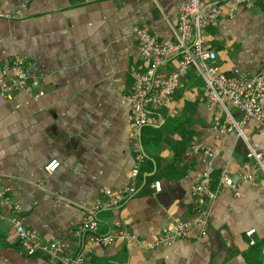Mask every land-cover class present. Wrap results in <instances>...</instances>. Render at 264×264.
<instances>
[{
    "label": "crops",
    "instance_id": "obj_1",
    "mask_svg": "<svg viewBox=\"0 0 264 264\" xmlns=\"http://www.w3.org/2000/svg\"><path fill=\"white\" fill-rule=\"evenodd\" d=\"M178 1L0 0L8 11L25 5L21 18L0 17V79L3 65L21 54L31 59L30 73L40 81L34 94L0 93V184L20 202L23 223L47 240H62L66 253L80 247L75 231L105 191L130 184L135 151L126 96L132 74L142 68L133 30L142 25L160 38H173ZM210 33L229 76L255 73L264 57V0L242 6L235 19L218 20ZM176 64L171 58L165 68ZM186 78L172 101L177 113L141 130L150 158L140 167L138 192L98 213V232L114 233L120 221L137 239L118 238L96 248L85 264H264L261 246L249 243L264 239L259 172L242 184L239 197L223 189L215 200L204 201L210 211L206 235L200 236L195 224L172 245H155L169 227L193 217V189L209 166L215 182L224 169L237 175L254 165L237 133L220 130L223 110L209 99L198 100L204 90ZM40 90L44 94L37 97ZM187 105H195L196 112L182 113ZM235 115L240 118L237 110ZM245 132L264 153V130L257 121ZM203 147L216 156L210 158ZM52 160L60 167L49 173L45 166ZM155 180H161L162 191H155ZM9 215L0 211V264H59L15 247ZM252 228L255 233L248 236Z\"/></svg>",
    "mask_w": 264,
    "mask_h": 264
},
{
    "label": "built area",
    "instance_id": "obj_2",
    "mask_svg": "<svg viewBox=\"0 0 264 264\" xmlns=\"http://www.w3.org/2000/svg\"><path fill=\"white\" fill-rule=\"evenodd\" d=\"M252 0H179L177 5L178 19L173 38H160L152 33L148 27L138 25L133 34L139 44L142 68L135 71L130 93L126 96L130 107V137L135 151V164L130 172V184L123 189H107L104 199L98 201L91 209L85 220L75 231L79 239L78 250L66 253V245L62 240H47L36 229L26 226L21 217V204L13 196L9 186L0 184V211L9 212L14 235L11 240L27 256L41 255L58 261L59 264H85L89 253L100 247H107L120 239L127 242L136 240L134 233L122 228L120 221L115 223L116 232H98V213L102 210L118 207L137 192V180L140 167L145 156L141 143V129L144 126L158 124L164 114L173 115L177 110L172 105L175 92L183 86L188 72L193 69L203 78L205 90L211 106H219L225 113V120L220 124V130L229 133L235 131L246 144L248 159L254 160L252 171L246 170L234 175L228 169L220 172L214 182V168L209 166L202 175V181L193 189L195 206L190 220L178 222L162 233L155 245H172L178 238L187 236L195 224H200V236L207 234L210 211L204 207L205 200L213 201L223 189L231 190L235 196L241 195L240 187L244 182L257 178L256 173L262 174L261 183L264 186V153L258 151L250 142L245 127L250 121H257L264 130V57L261 67L252 74L229 76L218 60V53L212 47L210 28L220 19H235L242 6L250 4ZM25 5L15 11L0 8V17L18 19L22 17ZM175 58L174 68H165L169 59ZM33 63L26 55H17L2 67L0 79V93L3 97H12L23 91L34 94V89L40 81L33 77L30 69ZM40 90L36 96H42ZM235 108L240 113V120L232 112ZM204 153L210 158L216 152L203 147ZM249 167V164H247ZM60 167V161L52 160L45 169L52 173ZM153 187L156 192L162 191L161 180H155ZM255 229L246 232L252 236ZM250 245L256 244L251 238ZM264 262V239L261 250ZM113 264H121L117 260Z\"/></svg>",
    "mask_w": 264,
    "mask_h": 264
},
{
    "label": "trees",
    "instance_id": "obj_3",
    "mask_svg": "<svg viewBox=\"0 0 264 264\" xmlns=\"http://www.w3.org/2000/svg\"><path fill=\"white\" fill-rule=\"evenodd\" d=\"M212 28V27H211ZM211 28H210V31H211ZM211 34V33H210ZM211 42H212V38H211ZM188 76H190L191 78H193V79H196L197 77H199L196 73H195V71L193 70V69H191L189 72H188V74H187V76L186 77H188ZM187 79V78H186ZM183 87V86H182ZM182 87H180L176 92H175V94H174V96H173V98L177 95V94H179V91L182 89ZM204 90V92H202L201 93V96L199 97V99L198 100H200V101H203L204 102V100L206 101V99L208 100L209 99V97H208V95H207V92H206V90H205V87L204 88H202V90L201 91H203ZM194 106V107H193ZM185 111L184 112H182V113H190V114H193V113H195L196 112V107H195V105H192V106H189V105H187L186 107H185ZM148 126V125H147ZM147 126H144L143 128H145V127H147ZM143 128H142V130H143ZM150 130H152L153 128H149ZM141 143H142V147H143V152H144V156H145V159H144V162H143V164L145 163V162H147L148 161V159L150 158L149 157V155H148V152H147V149H146V145H147V143H146V141H145V135H143V133H141ZM152 138V137H151ZM142 169V168H141ZM141 174H142V171H141ZM15 247H17L16 245H14ZM256 247V246H261V248H260V253H261V250H262V246H263V240H258V241H256V244H254L253 245V247Z\"/></svg>",
    "mask_w": 264,
    "mask_h": 264
},
{
    "label": "rangeland",
    "instance_id": "obj_4",
    "mask_svg": "<svg viewBox=\"0 0 264 264\" xmlns=\"http://www.w3.org/2000/svg\"><path fill=\"white\" fill-rule=\"evenodd\" d=\"M236 36H240V34H237ZM243 36V35H241ZM249 36H251V33H248L247 34V37L249 38ZM195 84H196V87L198 88H204L205 87V82L203 80V78L201 77H197L195 80H194ZM232 112L235 114V108H231ZM238 120H240V118L237 117Z\"/></svg>",
    "mask_w": 264,
    "mask_h": 264
},
{
    "label": "water",
    "instance_id": "obj_5",
    "mask_svg": "<svg viewBox=\"0 0 264 264\" xmlns=\"http://www.w3.org/2000/svg\"><path fill=\"white\" fill-rule=\"evenodd\" d=\"M142 130V129H141Z\"/></svg>",
    "mask_w": 264,
    "mask_h": 264
}]
</instances>
